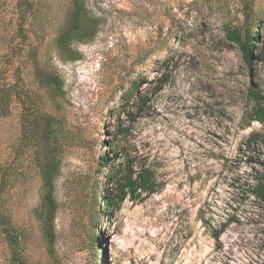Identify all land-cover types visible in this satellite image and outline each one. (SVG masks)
<instances>
[{
    "label": "rangeland",
    "instance_id": "rangeland-1",
    "mask_svg": "<svg viewBox=\"0 0 264 264\" xmlns=\"http://www.w3.org/2000/svg\"><path fill=\"white\" fill-rule=\"evenodd\" d=\"M27 1L0 0V50L8 32L12 82L25 16L29 45L16 71L32 102L29 114L13 102L0 118V204L29 233L28 263L53 264L33 216L49 118L63 147L54 190L63 264H264V206L248 191L264 149L246 147L251 134L264 133L247 120L249 87L264 99V0H82L81 22L93 36L61 47L56 39L69 29L74 0ZM258 23L261 59L247 67L225 31ZM34 66L57 75L62 93L52 97ZM108 153L112 195L127 165L152 170L157 187L126 195L99 219L92 256L82 246L83 205L97 195L103 213L107 169L100 173L98 162ZM8 263L0 236V264Z\"/></svg>",
    "mask_w": 264,
    "mask_h": 264
},
{
    "label": "trees",
    "instance_id": "trees-1",
    "mask_svg": "<svg viewBox=\"0 0 264 264\" xmlns=\"http://www.w3.org/2000/svg\"><path fill=\"white\" fill-rule=\"evenodd\" d=\"M27 0H20L16 5L26 4ZM27 5V4H26ZM19 7V6H18ZM71 24L69 29L60 35L56 42L58 46L69 45L72 41H82L93 36L94 28L92 25L84 24L81 22L86 15V10L82 0H74L71 11ZM25 16H19L17 34L20 38V43L14 47V54L17 53L18 66L22 63V54L26 47H28L27 34L23 32V22ZM258 28L259 23L252 27L247 28L243 32L236 29H226V39L235 44L242 56V59L247 67H250L253 61L260 60L259 54L254 55V47L258 41ZM4 48L0 50V118L8 116L11 104L18 102L21 104L22 109L29 114L31 107V96L27 94V90H23V83L19 82L18 78L20 73L18 66L14 71L16 78L12 82L8 80V32L3 37ZM34 73L40 78V84H43L48 88L50 95L56 97L62 93L63 83L61 79L50 72L43 71L38 66H34ZM162 77V75H161ZM155 79L158 83H163L165 78ZM139 83H135L133 89L130 90L129 97L135 94ZM248 96L252 101V107L247 114L248 123L257 122L264 126V99L256 92L252 87H249ZM127 117H131L127 114ZM134 120V118H132ZM43 137L41 140V148L44 150V160L40 171L39 181V202L33 212L34 220L36 222L39 235L44 245V252L47 258L51 260L53 264H63V259L58 256L56 249L58 243V233L55 225V217L58 212V202L55 198V177L59 170L60 161L56 158L63 147L62 143L58 140L55 131L53 130V123L51 119L45 123ZM56 137V138H55ZM259 144L264 149V133L251 134L247 139V149L250 146ZM252 161L251 158H248ZM109 153L99 158V172L107 169L105 174V188L99 199L103 202V213L98 211L97 195H93L90 202H84V222H82V228L84 232V240H82V246L88 251L92 252V256L95 254V244L98 243V239L102 234L98 230V222L100 218L108 217L114 211V209L121 202L124 201L126 195L129 198L135 199L139 197V193H145L151 195L156 192V183L154 180V174L149 168L144 166L138 171L133 172L131 165L125 166L124 176L122 183L116 190V193L112 195L107 189L108 184L113 180V174L109 172ZM261 168V174L256 178V184L249 191V194L259 200L264 206V156L262 162L259 163ZM2 190L0 189V200ZM108 219V218H107ZM220 231L214 233V238L218 239ZM0 236L3 238L9 250V263L8 264H31L28 263L26 255L28 247L29 233L24 229L16 227L11 218L2 210L0 204ZM76 240V239H75ZM102 252L100 253V256ZM41 264V263H34Z\"/></svg>",
    "mask_w": 264,
    "mask_h": 264
}]
</instances>
